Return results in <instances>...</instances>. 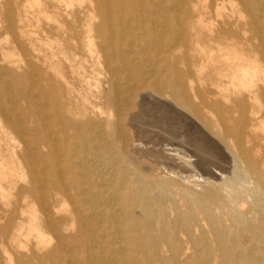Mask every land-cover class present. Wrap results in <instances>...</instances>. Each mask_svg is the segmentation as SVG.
<instances>
[{"label":"bare ground","instance_id":"6f19581e","mask_svg":"<svg viewBox=\"0 0 264 264\" xmlns=\"http://www.w3.org/2000/svg\"><path fill=\"white\" fill-rule=\"evenodd\" d=\"M21 6L0 0V264H264V0H31L58 61Z\"/></svg>","mask_w":264,"mask_h":264},{"label":"rangeland","instance_id":"374dc122","mask_svg":"<svg viewBox=\"0 0 264 264\" xmlns=\"http://www.w3.org/2000/svg\"><path fill=\"white\" fill-rule=\"evenodd\" d=\"M29 1L31 0H21V8H24L25 12L24 15H27V23L25 30L31 39L33 40V44L38 50V52H41L42 55H50L51 52L55 53L56 58L55 60L58 61V58H60L59 55V47L62 46L61 43L59 44V41L57 40V37H51L50 35L48 36V33L50 32V28L53 27L54 21H49L45 15L39 14L38 10L35 8L28 7L25 9V5L29 4ZM44 1V0H43ZM29 13V14H28ZM48 15H50L52 18L57 19L58 21H62L65 19V14L60 13V12H52V10H49ZM6 38H9V35H3L2 40H5ZM51 42H53V48L50 45ZM61 42V41H60ZM26 46H29L27 41L24 42ZM63 47H60V49ZM24 58V53L18 52L15 56V59L17 61H20ZM88 60L84 59L80 62H82V66L85 68L86 75L90 80L95 82L97 80V69L92 66ZM22 62V61H20ZM43 64L41 62H38V66L43 69ZM11 69H16V68H11ZM18 74H23L26 71V67L22 63V69L21 70H16ZM154 122V120H151ZM157 128V126H156ZM156 128H150L152 129L151 132L157 133L158 129ZM149 129V130H150ZM156 130V131H155ZM6 141H4L2 144H5Z\"/></svg>","mask_w":264,"mask_h":264}]
</instances>
